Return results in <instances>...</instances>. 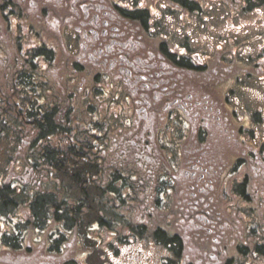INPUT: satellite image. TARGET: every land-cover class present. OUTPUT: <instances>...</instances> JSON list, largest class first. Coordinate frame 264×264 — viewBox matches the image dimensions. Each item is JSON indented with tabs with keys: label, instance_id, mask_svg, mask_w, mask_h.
Here are the masks:
<instances>
[{
	"label": "flooded vegetation",
	"instance_id": "af4514ba",
	"mask_svg": "<svg viewBox=\"0 0 264 264\" xmlns=\"http://www.w3.org/2000/svg\"><path fill=\"white\" fill-rule=\"evenodd\" d=\"M0 138V264H264V0H0Z\"/></svg>",
	"mask_w": 264,
	"mask_h": 264
},
{
	"label": "trees",
	"instance_id": "16d2710c",
	"mask_svg": "<svg viewBox=\"0 0 264 264\" xmlns=\"http://www.w3.org/2000/svg\"><path fill=\"white\" fill-rule=\"evenodd\" d=\"M67 133H73V132H70V130H69ZM68 151H70V150H68ZM67 160L70 161V158L67 159ZM61 176L68 177L71 180V182H74V183L80 182L82 180V178H83V174L74 175V174H70V173H64ZM53 177L54 178L59 177V174H55V175H53ZM7 186L8 185H5L4 187H7ZM60 189H61L60 190L61 197L65 199V196H66L68 190L67 189H63V187H61ZM0 197H1V194H0ZM84 198H85V193L83 191L81 193V195L76 197L75 199H84ZM39 199H40L39 194L38 193H34L33 196H32V201L29 204L30 205V209H31L30 228L33 229V230L40 223H42L43 220L45 219L44 212H42L40 210L41 202L39 201ZM59 205H63L62 209L64 211H66L68 213H72L74 215V217H73L74 219L72 220L73 222L68 221L66 223V227L67 228L72 227V224L76 225V224H79L81 222V210H79V209L82 207V205L80 204V202H78V204L75 203V205H76L75 208H73L69 203L66 204V202H64L63 200L60 201ZM57 212H58V210H57ZM57 212L55 211L54 213L57 214Z\"/></svg>",
	"mask_w": 264,
	"mask_h": 264
},
{
	"label": "rangeland",
	"instance_id": "374dc122",
	"mask_svg": "<svg viewBox=\"0 0 264 264\" xmlns=\"http://www.w3.org/2000/svg\"><path fill=\"white\" fill-rule=\"evenodd\" d=\"M9 145V140L7 138H0V181H4V184H6V177L8 176L6 173H2V171L5 169V164L6 162H8L7 159V151H8V146ZM59 182V181H58ZM63 182V186L65 188L69 189V193L70 195L72 194H77L76 190L72 187V185H70V183L67 180L62 181ZM53 184L50 183L49 188H55V186H52ZM44 186V183H43ZM22 197L25 198V196L20 195ZM77 196V195H76ZM18 197V196H17ZM20 200V199H19ZM34 237V236H33ZM31 237L30 240L31 242H33V240H35V238ZM33 253V252H32ZM31 253V260L34 257ZM101 252L96 251L95 253H93L88 259L87 262L89 264H101L103 261H105L103 259V257L101 256ZM104 256V255H103ZM103 259V260H102Z\"/></svg>",
	"mask_w": 264,
	"mask_h": 264
}]
</instances>
